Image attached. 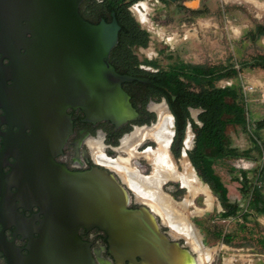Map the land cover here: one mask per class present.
Segmentation results:
<instances>
[{"label": "water", "instance_id": "95a60500", "mask_svg": "<svg viewBox=\"0 0 264 264\" xmlns=\"http://www.w3.org/2000/svg\"><path fill=\"white\" fill-rule=\"evenodd\" d=\"M80 2L0 0L1 24L9 32L20 30L23 37L32 34L23 43L27 53L17 51L13 66L22 117L32 130L24 138L20 188L29 195L40 185L47 203L41 235L60 238L56 242L63 251L74 253L81 244L80 229L97 227L106 233L107 251L119 264H201L187 240L174 236L115 171L102 165L71 170L55 160L72 132L70 108H81L87 121L108 120L119 127L138 117L122 83L149 81L116 70L110 54L118 43L119 24L115 18L98 24L85 20ZM165 185L161 192L176 202L185 199L188 189L178 199Z\"/></svg>", "mask_w": 264, "mask_h": 264}, {"label": "flooded vegetation", "instance_id": "af4514ba", "mask_svg": "<svg viewBox=\"0 0 264 264\" xmlns=\"http://www.w3.org/2000/svg\"><path fill=\"white\" fill-rule=\"evenodd\" d=\"M103 1L81 0L79 11L83 18L93 24H98L102 20L108 23L112 22L115 18L114 15L109 16L108 13L100 12L95 8L96 3L94 2L102 3ZM126 1L128 0H119L118 3L123 4ZM162 1L170 2L169 0ZM135 3L129 6V10L136 18H139L137 20L143 26L148 25L151 18L148 17L150 6L147 0L141 2L144 6L140 11L138 10V16L134 13ZM31 37V33H27L23 37L20 30L9 32L0 21V264H119L107 251L106 233L97 227L80 229L81 244L76 245L77 251L74 253L63 251L60 243L56 242L60 238L42 236L41 231L46 219L47 203L40 194V185L34 186L29 195L23 193L20 188L19 165L24 153V138L31 134L32 130L26 126L22 117L23 103L18 98L13 65L17 51L21 55L27 53L23 43ZM150 41L151 38L148 46L133 45L131 48L139 61L138 67L155 72L157 68L148 63L156 61L151 60L154 49L149 47ZM135 48L145 52L150 59L141 60L136 54ZM111 54V64L118 72L123 73L112 62ZM129 75L149 79L148 82L133 80L122 83L123 89L131 96L130 100L138 112V117L116 127L108 120L87 121L86 114L81 108H70L67 112L71 116L72 132L64 143L62 151L55 157L58 163L66 165L71 170L90 169L95 165H101L93 158V152L97 149H101L109 157H128V153L123 150V145L141 129H151L156 126L159 121L158 108L163 106L168 112L170 111L169 114L171 113L174 118V124L171 127L174 131L167 150L169 148L174 169L177 167L178 172L182 171L183 154H187L186 157L190 160L188 152L195 143L193 122L201 125L199 115L203 110L198 107H188L189 118L182 140L181 153L178 156L176 154L177 145H175L176 117L170 107L167 95H146L140 90L147 87L136 84L135 81L149 85L150 78L141 75ZM134 88H138L137 91H133L135 96L131 93ZM189 131L192 132V145L190 148H185V140ZM157 147L158 141L150 136L143 138L133 147L135 156L129 157V161L140 176L149 177L152 175L154 165L144 155V152L146 150L155 151ZM184 148L186 153H183ZM165 189L178 199L185 195L186 190L176 180L168 181ZM132 206L137 207L138 204H135L133 200ZM180 242L183 243V240ZM125 264H129V262L126 261Z\"/></svg>", "mask_w": 264, "mask_h": 264}, {"label": "rangeland", "instance_id": "374dc122", "mask_svg": "<svg viewBox=\"0 0 264 264\" xmlns=\"http://www.w3.org/2000/svg\"><path fill=\"white\" fill-rule=\"evenodd\" d=\"M148 1L151 20L146 26L139 23L150 34L149 47L154 49L151 60L158 61L163 67H167L170 61L181 60L206 67L235 64L239 69L237 76L220 79L216 85L242 88L248 103L249 124L247 128L230 124L227 132L234 147L240 151L249 149L252 153L249 158L218 159L214 168L228 187L231 201L240 202V180L244 179L241 171H247L252 177L262 162L254 148L253 133L264 138V128L258 131L254 128V123L264 118V69L242 68L241 63L253 54L264 53V37L256 40L250 36L252 29L264 24V0H256L257 5L249 0ZM135 15L138 16L137 11ZM134 50L141 60L150 59L139 48ZM248 85H255L254 90L246 91ZM193 87L198 88L196 85ZM213 197L216 206L211 211L192 217L203 243L212 249L209 264H264V249L258 242L259 235L264 234V215L256 219L261 226L246 223L247 227L242 230L239 223H243V217L221 218L219 213L224 209L217 197ZM195 199L197 205L205 206L202 194ZM233 231L236 235L231 244L216 236L217 233L224 235Z\"/></svg>", "mask_w": 264, "mask_h": 264}, {"label": "trees", "instance_id": "16d2710c", "mask_svg": "<svg viewBox=\"0 0 264 264\" xmlns=\"http://www.w3.org/2000/svg\"><path fill=\"white\" fill-rule=\"evenodd\" d=\"M119 0H104L96 3V9L109 16L114 15L120 26L118 43L112 50V62L123 73L141 75L150 78L149 85L139 81L136 84L147 88L140 91L147 94H165L168 97L170 107L176 117V154L181 153L182 140L185 134L187 120L189 118L188 107H198L203 111L199 115L200 124L193 122L195 131V143L188 152L191 163L195 167L199 177L208 183L214 195L219 200L224 211L219 213L223 219L242 216L243 223L239 227L244 230L246 223L261 226L257 217L264 215V138H258L253 133L254 148L260 154L262 162L256 167L253 176L242 170L243 178L232 177L240 180V202H232L228 187L221 176L216 172L214 165L216 160L227 157L251 156L252 150L240 151L232 145L230 135L227 132L230 124L247 128L249 124L248 103L243 95L242 88L237 85L221 87L216 81L223 78H232L238 75L239 69L235 64L206 67L202 64H192L181 60L170 61L167 67L160 65L158 61L148 62L157 68L151 72L140 69L139 61L132 50L133 45L148 46L149 32L141 26L136 17L129 10V6L139 0H128L123 4ZM250 36L259 40L264 37V24H259L250 31ZM241 67H259L264 69V53L253 54L250 59L242 61ZM196 85L198 88H194ZM138 88L131 90L137 91ZM175 96V98H173ZM256 131L264 128V118L254 123ZM253 216V218H252ZM252 232V231H251ZM235 232H229L216 236L223 242L231 244ZM258 242L264 249V234H260Z\"/></svg>", "mask_w": 264, "mask_h": 264}, {"label": "bare ground", "instance_id": "6f19581e", "mask_svg": "<svg viewBox=\"0 0 264 264\" xmlns=\"http://www.w3.org/2000/svg\"><path fill=\"white\" fill-rule=\"evenodd\" d=\"M249 1L255 5L258 4L256 0ZM141 2L143 0H140L137 6L134 7V13L143 8L144 5ZM147 2L149 4L148 0ZM169 112L166 108L160 106L158 108L159 121L156 126L151 129H141L123 145V150L128 153V157H109L101 149H97L93 152V158L97 163L116 171L123 181L131 187L140 201H146L147 205L154 208L157 215L162 217L163 223L170 227L174 236H182L187 240L188 245L199 254L201 264H209L212 259V249L203 243L202 235L192 217L211 211L216 206L215 200L209 188L196 177L193 167L188 161V157H186L187 154H183L182 171L178 172L177 167L174 169L172 157H170L168 151L169 148L167 150L174 131L171 128L174 124V118ZM148 136L158 141V147L155 151L146 150L144 152V155L153 163L154 169L151 176L142 177L130 163L129 157L135 156L133 147ZM191 145L192 132L189 131L185 140V148H190ZM170 180L179 181L184 185V188L188 189L183 201L176 202L170 196L161 192L160 185L166 184ZM199 194L204 196V207L194 203L196 196Z\"/></svg>", "mask_w": 264, "mask_h": 264}, {"label": "built area", "instance_id": "2783aa9c", "mask_svg": "<svg viewBox=\"0 0 264 264\" xmlns=\"http://www.w3.org/2000/svg\"><path fill=\"white\" fill-rule=\"evenodd\" d=\"M138 3V2H137ZM137 3H135V5L134 6H137ZM254 88H255V85H248L246 88H245V90L246 91H252V90H254ZM245 92V91H244Z\"/></svg>", "mask_w": 264, "mask_h": 264}]
</instances>
